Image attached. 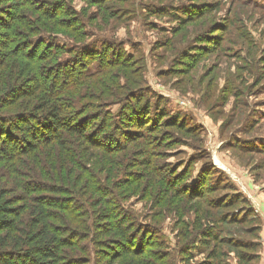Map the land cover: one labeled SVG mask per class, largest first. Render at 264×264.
<instances>
[{
    "label": "trees",
    "instance_id": "trees-1",
    "mask_svg": "<svg viewBox=\"0 0 264 264\" xmlns=\"http://www.w3.org/2000/svg\"><path fill=\"white\" fill-rule=\"evenodd\" d=\"M84 1L118 22L128 11L109 13L116 0ZM72 3L0 0V264H230L232 254L238 264H257L261 225L249 200L215 166L192 183L195 165L211 164L203 130L169 116L145 67L120 44L83 50L77 43L98 17ZM217 8L190 11L179 34ZM209 24L174 71L191 73L199 56L221 46L228 29ZM54 34L76 46L56 44ZM112 51L120 56L108 58ZM182 145L196 155L166 173V151ZM208 172L225 182L209 185ZM221 189L236 197L212 196ZM133 198L154 213L128 208ZM240 208L244 215H229ZM168 217L176 219L174 246L163 229ZM245 224L255 227L244 232L249 238L232 230Z\"/></svg>",
    "mask_w": 264,
    "mask_h": 264
},
{
    "label": "rangeland",
    "instance_id": "rangeland-1",
    "mask_svg": "<svg viewBox=\"0 0 264 264\" xmlns=\"http://www.w3.org/2000/svg\"><path fill=\"white\" fill-rule=\"evenodd\" d=\"M72 4L77 12L89 10L88 14L98 17L86 25V41L77 43L83 50H102L103 43L104 47L120 44L122 54L131 56L145 67L151 95L162 99V108L169 116H179V122L203 130L199 141L202 140L201 145L206 148L211 164L207 163L209 159L197 163L192 183H196L201 170H213L215 166L236 185L260 218L261 248L257 264H264V0H116L107 3V8H111L109 13L128 9L119 22L116 18L103 17L106 10L101 14L97 7L84 0H73ZM209 5L219 8L190 27L185 35L179 34L181 18ZM159 10L160 14L156 15ZM207 23L228 29L223 32L221 46L209 48V56H199V63L194 64L191 73V70L185 75L177 73L173 61L180 53L194 49L193 34L203 32L207 28L203 29V25ZM53 38L58 45L70 49L76 46L72 39L61 34H54ZM118 55L112 51L108 58ZM118 110L119 107L115 112ZM122 132L115 135L118 140ZM110 134L114 135V132ZM166 152L162 167L166 168V173L177 168L181 172L190 165L189 158L196 155V151L187 145ZM208 173L209 185L217 187L225 182L215 172ZM233 194L230 191L222 193L221 189L212 196L235 198ZM125 204L146 217L154 213L151 205L138 198ZM245 210L234 209L229 215L239 217ZM173 218H165L163 229L174 246L176 219ZM149 222L151 220H147ZM251 228L255 227L245 224L232 230L242 232L238 234L240 237L249 238L244 232ZM202 259L203 255L197 256L195 262ZM230 264H238L234 254Z\"/></svg>",
    "mask_w": 264,
    "mask_h": 264
}]
</instances>
